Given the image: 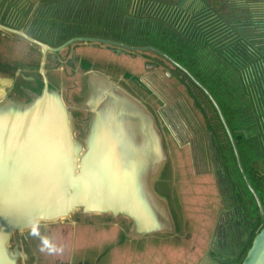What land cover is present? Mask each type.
I'll return each instance as SVG.
<instances>
[{"label":"rangeland","instance_id":"obj_1","mask_svg":"<svg viewBox=\"0 0 264 264\" xmlns=\"http://www.w3.org/2000/svg\"><path fill=\"white\" fill-rule=\"evenodd\" d=\"M2 1L9 2L12 12L16 8L17 12L26 13L21 10L31 8L39 12L55 7V2L62 0H23L21 4L17 0ZM88 1H96V7L100 8L98 13L106 15L109 11L108 0ZM257 1L264 0H126L124 6L127 11L136 13L140 12L138 9H149L183 32H208L216 40L223 38L225 29L222 26L218 28L215 17L226 25L242 22L249 17L245 3ZM73 5L87 10L86 13L90 9L86 0H65L59 3V8H71ZM239 5L243 7H237ZM91 14L95 15V10ZM29 17L23 16L24 22ZM47 17L51 23L55 22L54 15ZM198 22L200 26H196ZM89 24L90 27L103 26L100 23ZM236 33L247 35L246 31L245 34ZM62 42L59 40L52 45L57 47ZM227 43L220 46L223 53L232 50ZM201 46L204 48L203 57H209V62L217 60L216 50L208 45ZM251 65L249 63L245 68ZM40 68L52 85L54 93L49 94L50 97L64 106L80 142L91 117L83 105L87 91L84 70L111 74L141 101L152 115L161 136L165 161L155 181V193L166 200L167 222L163 223L165 227H161L159 233L142 230L136 234L131 230L127 217L75 209L63 217L39 220L33 227L14 231L6 245L10 264H240L252 237L264 224V205L261 217H257L255 200L236 174L233 173V181L229 179L223 160L219 162L224 170L220 173L222 176L218 175L219 165L215 157H222L214 152L208 130L209 107L183 78L184 73L178 67L151 51L129 52L111 45L79 41L57 53L46 52L43 55L37 45L0 29V76L13 77L16 85L28 84L25 89L27 96H38L44 83L41 90L40 87L36 89L28 77L36 75ZM21 69L23 73L19 77L14 75ZM186 78L189 79L188 76ZM248 80L249 104L263 108L264 77ZM257 81L261 85L259 93L254 86ZM4 92L12 103L25 104L28 99L15 87ZM192 95L199 98L200 107ZM6 104L9 105L8 102ZM213 121L209 118V124L215 127ZM218 134L222 135L220 131ZM242 153L247 154L243 150ZM253 158L248 171L255 178V193L259 192L264 201V177H261L264 161ZM248 228L252 232L250 242L240 244L238 237L249 236Z\"/></svg>","mask_w":264,"mask_h":264},{"label":"water","instance_id":"obj_2","mask_svg":"<svg viewBox=\"0 0 264 264\" xmlns=\"http://www.w3.org/2000/svg\"><path fill=\"white\" fill-rule=\"evenodd\" d=\"M249 5L259 7L264 6V2H253ZM0 28L40 46L43 55L46 52H56L73 42L88 41L114 45L128 51H151L178 67L202 90L216 110L232 147L238 171L262 214L260 200L245 176L219 108L208 91L167 55L152 46H129L96 37H73L55 48L29 37L22 31L2 25ZM41 74L44 86L38 100L35 94L29 96L31 104L12 103L7 97L0 100V114L3 115L4 125L3 152L0 156V264H10L6 245L12 233L28 228L39 220L57 219L76 208L83 211L109 210L111 213L135 216V202L132 198L133 195L137 196L135 185L123 169L124 152H115L117 139L114 136L118 138L119 134L110 122L100 121L104 118L103 115L101 119L95 115L90 122L83 146L76 139L74 126L70 124L64 106L50 97L52 92L49 91L42 70ZM133 101L137 106L129 117L137 118L139 114L141 119V115L146 114L149 119H153L139 101ZM116 118L115 120L119 119ZM158 133L155 131V150L160 142L159 135L156 137ZM154 163L156 180L162 166L160 167L161 162L155 152ZM165 201L161 198L155 203V210L157 209L158 216L162 214L166 219ZM157 221L158 218L155 219L154 226ZM240 264H264V224L252 237Z\"/></svg>","mask_w":264,"mask_h":264},{"label":"trees","instance_id":"obj_3","mask_svg":"<svg viewBox=\"0 0 264 264\" xmlns=\"http://www.w3.org/2000/svg\"><path fill=\"white\" fill-rule=\"evenodd\" d=\"M124 1L126 0H108L107 8L109 11L104 15L103 13H98L100 8L96 7V1L89 2L86 0V3L90 4V9L85 18H88L89 23H100L104 24V26H94L82 31L79 28L71 29L68 27V24L64 23V26L67 25L68 28L61 31L64 36L63 40L72 36L87 35L117 41L129 46H152L180 64L208 91L216 103L235 144L242 169L251 187L254 191H257L254 184L255 178L248 171V166H251L249 163L252 162V159L254 160L253 157L257 161H264V107L258 109L256 106H253V103L252 106L249 104L251 94L248 89L250 81L248 79L260 80L261 77H264V55L262 54L264 53V45L254 40V35L250 34L248 29L240 25H227L224 28L223 38L215 40L214 38L216 37H212L208 32L198 33L197 31L199 30H195V33L183 32L174 27L169 20L156 13H151L149 9H138L139 13H136L134 10L127 11ZM92 10H95V15L91 14ZM63 22L69 23V20H63ZM63 22L59 21L58 23L61 24ZM199 24L198 22L196 26H200ZM119 26L120 28L117 30ZM237 31L238 33L239 31L243 32V34L246 31L247 35L240 36L236 33ZM39 40L46 42L44 39ZM226 42H229L227 46L232 50L231 52L224 51L223 53L220 46ZM201 45H208L214 51L216 50L218 53L217 60L209 62L208 60L210 59H207L209 57H203L204 53H202V50L204 48ZM205 60L207 61L205 62ZM249 63H252L251 67L247 66L245 68ZM247 75L250 77L247 78ZM182 76L189 82L190 86L195 88V92L209 107L211 117H207L208 130L215 148L214 152L222 157V159L215 157L216 164L219 165L218 175L222 176L220 173L224 168L220 166L219 161L223 160L225 161L229 179L233 181V173L236 174L241 185L247 190L239 174L232 147L216 110L205 94L187 79L184 74ZM258 82H255L254 86L256 92L259 93L261 85L259 86ZM258 93L256 97L259 100ZM192 99L200 107L199 98L192 95ZM202 111L206 116V112ZM209 118L214 120L213 124L215 127L209 124ZM218 131L222 135H219ZM242 150L248 155H244ZM262 168L261 177H264V164ZM257 195L261 205H264V201L261 198L262 195L259 192ZM236 206L237 208L239 207L238 205ZM237 210L239 211L240 208ZM256 216L261 217L258 209ZM251 220H253V217ZM251 234L252 232L249 230V236H247L248 234L239 236V243L243 245L245 243L248 244Z\"/></svg>","mask_w":264,"mask_h":264},{"label":"crops","instance_id":"obj_4","mask_svg":"<svg viewBox=\"0 0 264 264\" xmlns=\"http://www.w3.org/2000/svg\"><path fill=\"white\" fill-rule=\"evenodd\" d=\"M95 81H101V86L97 91H95ZM9 82L10 80L5 78L0 79V100L6 98L4 87ZM87 86L88 90L83 105L88 108L91 117L84 132V137L81 139L82 144L85 146L84 140L93 116L98 115L101 119V115H103L104 118L100 121H103L102 123L110 122L115 132L119 134L118 138L114 136L117 139L115 141V152H124L125 155L122 157L123 169L130 176V180L134 182L137 196H132L135 202V211H132L135 216L132 217L124 213H111L109 210L83 211L81 208L76 209L83 212L110 213L111 215L127 217L131 224V230L136 234H139L138 231L142 230L159 233L161 232L160 228L165 227L163 223L167 222L164 216L162 214L158 216L157 209L155 210V203L161 197L159 198L155 193V181L158 177L155 180L154 152L158 161L161 162L160 167L165 161L160 133L156 135L157 138L159 135L160 142H158L155 150L153 141L155 140V131H158V129L154 125L153 119H149L146 114H142L141 119L139 114L137 118L128 116L136 109L137 103L133 101L134 99L139 101L143 107L145 106L137 97H133L125 84L120 83L118 79L116 81L106 74L91 72ZM125 112H128V114H125ZM115 117L119 119L115 120ZM157 218V224L154 226V221Z\"/></svg>","mask_w":264,"mask_h":264},{"label":"flooded vegetation","instance_id":"obj_5","mask_svg":"<svg viewBox=\"0 0 264 264\" xmlns=\"http://www.w3.org/2000/svg\"><path fill=\"white\" fill-rule=\"evenodd\" d=\"M6 2H7V4H6ZM6 2L5 1L0 2V24L3 25L4 27H7V28H10L13 30H17V31L21 30L25 34L30 36L31 38L36 39L38 41H40L39 39H44L46 42H43V43L47 44L50 47H53V45L57 44L59 40L64 39V36L61 33V31L65 30L68 27H70L71 29L79 28L82 31H84L85 29H90V24L88 22V18H85V16H87V14H88V13H86L87 10L79 9V8H75V7L66 8V9L57 7L59 5V3H62L63 1H61V2L56 1L55 3H57V5L55 7L47 8V9L44 8L42 11H39V12H37L36 10L33 11L31 8L28 10L27 9L21 10L22 12H26V13H19V12H17L18 9H16V8H15V11L12 12L9 9V2L8 1H6ZM257 2H264V1H257ZM17 3L18 4L23 3V0H17ZM249 4L250 3H245V6L248 8V10H247L248 15H249L248 19L243 20L242 22H238V23L237 22L231 23L230 25L236 24V25L243 26V28H246L250 32H252V34L254 35L253 36L254 40H257L258 42H260V44L264 45V6L252 8L251 5H249ZM199 5H200V3H199ZM237 7L242 8L243 6L239 5ZM29 12H33V13L30 14ZM80 12H82V13H80ZM177 12L175 14L178 15ZM69 13H70V15H68ZM25 15L31 16L28 19H26V22H24V19H23V16H25ZM51 15L55 16V19H54L55 22H53V23H51L50 18L47 17V16H51ZM67 15H68V17H67ZM66 19L71 21V22L67 23L68 27L64 26V23H61V24L58 23L59 21H63ZM215 22L217 23L218 28H220L221 26L223 28L227 27V25L224 24V21L218 19L217 17H215ZM81 23H83V24H81ZM188 25H191V24L189 23ZM103 26H104V24H103ZM1 30L7 31L5 29H1ZM117 30H119V29L117 28ZM8 32H10V31H8ZM17 36L21 37L20 35H17ZM73 37H90V36L77 35V36H72L70 38H73ZM70 38H68V39H70ZM68 39L63 40V42L60 45H62ZM111 41H113V40H111ZM40 42H42V41H40ZM79 42L104 44V43H99V42H88V41H79ZM114 42H117V41H114ZM118 43H120V42H118ZM105 45H109V44H105ZM59 46H57V47H59ZM111 46H114V45H111ZM37 47L41 51V47L40 46H37ZM114 47L116 48L117 46H114ZM117 48L122 49L120 47H117ZM62 49H60V50H62ZM60 50L53 52V53H57ZM49 53H52V52H49ZM41 68L39 69V71L37 72L36 75H33V76L29 75V77H28V78L32 79L31 83H33L36 86V89H39V87H40V90H41V84L44 83L43 75L41 74ZM81 68L83 70V67H81ZM91 72H92V70H88V71H87V69L84 70V73L86 74V80H85L86 86L88 84V77H89ZM21 73H23L22 69L19 70V72L17 74L15 73L14 75L19 77L21 75ZM106 75L111 77V74H106ZM0 78H5L6 80H10V82L7 83L4 87L6 92L13 90L15 87V90L19 91L21 94L25 95L28 98L26 100L25 104H31L30 103L31 99L29 96H27V93L25 92V89L28 86V84L21 83V84L16 85V83H14V81H13L14 80L13 77H9V76H0ZM46 80H47V78H46ZM47 84H48V88L50 89L49 91L53 92V90L51 91L52 85L50 84V82L47 81ZM27 90H29V89H27ZM86 90H88V86H87ZM41 93H42V91H41ZM86 93H87V91H86ZM218 263H221V261H218Z\"/></svg>","mask_w":264,"mask_h":264},{"label":"snow or ice","instance_id":"obj_6","mask_svg":"<svg viewBox=\"0 0 264 264\" xmlns=\"http://www.w3.org/2000/svg\"><path fill=\"white\" fill-rule=\"evenodd\" d=\"M3 140H4L3 115L0 114V156H2V152H3ZM9 165L11 166V161H9ZM0 176H2V160H0ZM0 215H2V213H0Z\"/></svg>","mask_w":264,"mask_h":264},{"label":"bare ground","instance_id":"obj_7","mask_svg":"<svg viewBox=\"0 0 264 264\" xmlns=\"http://www.w3.org/2000/svg\"><path fill=\"white\" fill-rule=\"evenodd\" d=\"M100 86H101V81H95V91H97Z\"/></svg>","mask_w":264,"mask_h":264}]
</instances>
